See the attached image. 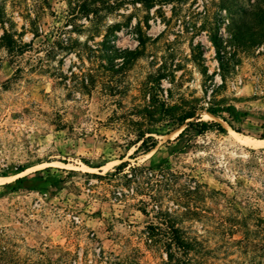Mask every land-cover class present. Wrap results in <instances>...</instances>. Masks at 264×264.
Instances as JSON below:
<instances>
[{"label":"rangeland","instance_id":"1","mask_svg":"<svg viewBox=\"0 0 264 264\" xmlns=\"http://www.w3.org/2000/svg\"><path fill=\"white\" fill-rule=\"evenodd\" d=\"M259 9L0 0V264H173L174 227L193 264H264ZM185 110L227 130L171 124Z\"/></svg>","mask_w":264,"mask_h":264},{"label":"trees","instance_id":"2","mask_svg":"<svg viewBox=\"0 0 264 264\" xmlns=\"http://www.w3.org/2000/svg\"><path fill=\"white\" fill-rule=\"evenodd\" d=\"M243 21L246 23H251L255 27H264V10L262 11L261 9L259 10H254V11H245L243 15ZM214 42L217 44V49L218 52L221 51V45L218 44V41L216 38H214ZM225 51V50H224ZM226 52V51H225ZM221 56V55H220ZM224 77V76H223ZM207 111L216 115V116H222L223 111H228L231 113L236 114L237 116L244 115L246 114L245 112L235 110L231 107H222V106H210L207 108ZM171 124H173L176 127H180L184 124L192 127L195 129L198 133H204L209 130H219V131H226V127L217 120H209V119H204L200 116H196V112L194 110H189V111H183V113L175 116L171 120ZM232 125V124H231ZM233 127V125H232ZM234 130L238 132H242V129L239 127H233ZM261 137H264V134L261 135ZM139 140L143 139L142 143L138 145L137 150H141L143 153H148L151 151L158 143L157 139L154 138L153 136H148L146 139H152V142L145 146V138L144 134H139L138 137ZM127 164V161H122L119 163L117 166L118 168H123ZM39 172V171H36ZM6 175V174H5ZM30 174L24 175L17 177L15 179L13 187H16L17 184H24L29 180L27 177ZM169 247L171 249L170 252H168V258L171 260H176V261H168V262H173V264H193L191 260V252L192 250L195 249V243L192 238L189 236H185L182 234L181 230L179 228H172V235L170 236L169 239ZM173 247L176 250H181L182 254H185L186 257L184 258H177V256L174 255L172 251ZM184 255V256H185Z\"/></svg>","mask_w":264,"mask_h":264},{"label":"built area","instance_id":"3","mask_svg":"<svg viewBox=\"0 0 264 264\" xmlns=\"http://www.w3.org/2000/svg\"><path fill=\"white\" fill-rule=\"evenodd\" d=\"M74 261H75L74 264H83L82 255H79V257L76 258Z\"/></svg>","mask_w":264,"mask_h":264},{"label":"bare ground","instance_id":"4","mask_svg":"<svg viewBox=\"0 0 264 264\" xmlns=\"http://www.w3.org/2000/svg\"><path fill=\"white\" fill-rule=\"evenodd\" d=\"M208 114L212 115L211 113L207 112ZM264 142V138H261V139H257V142Z\"/></svg>","mask_w":264,"mask_h":264}]
</instances>
